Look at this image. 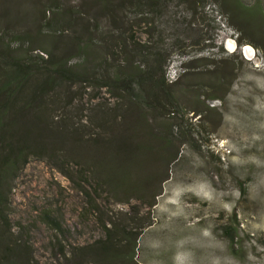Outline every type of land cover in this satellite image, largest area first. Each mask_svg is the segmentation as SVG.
<instances>
[{
    "label": "trees",
    "instance_id": "trees-1",
    "mask_svg": "<svg viewBox=\"0 0 264 264\" xmlns=\"http://www.w3.org/2000/svg\"><path fill=\"white\" fill-rule=\"evenodd\" d=\"M174 1L90 0L108 18L104 26L97 21L92 27L78 9L55 3L57 7L51 6L43 17L41 28L46 32L39 28V34H0V264H41L33 244L10 234L14 185L32 158L46 160L66 176L84 196L86 210L106 215L102 237L74 245L67 239L69 229L45 211L44 220L56 230L54 264H86L90 259L99 264H140L139 238L152 224V210L171 177V165L187 142V112L177 95V80L168 76L163 35L170 32L160 27ZM217 1L241 31L258 40L264 37L262 0ZM188 3L195 12L197 0ZM148 14H153L152 36L157 40L130 39L131 20L147 23ZM73 24L78 26L71 38L76 62L55 52L59 31ZM30 43L38 48L27 46ZM212 63L215 72L207 86L223 90L228 86L227 71L219 68L233 66ZM74 85L85 88L80 97L64 100L60 115L57 91ZM191 88L185 82L182 91L196 92L195 111L198 106L212 109ZM87 89L97 92L85 99ZM102 89L111 93L112 101L100 100ZM153 163L158 168L149 174L146 168ZM111 198L129 204L133 216L117 222L103 206ZM227 229L235 231L233 224Z\"/></svg>",
    "mask_w": 264,
    "mask_h": 264
},
{
    "label": "rangeland",
    "instance_id": "rangeland-1",
    "mask_svg": "<svg viewBox=\"0 0 264 264\" xmlns=\"http://www.w3.org/2000/svg\"><path fill=\"white\" fill-rule=\"evenodd\" d=\"M244 1L253 4L256 0ZM55 3L81 11L89 27L97 21L103 26L108 22L90 0H0V34H39L45 11L57 7ZM261 4L264 7V0ZM197 5L195 13L188 0H175L171 12L161 19L160 27L170 32L163 35L169 51L168 76L177 80V95L187 112V142L171 165V177L152 210V224L139 238L138 260L140 264H264V37L258 40L241 31L221 1L197 0ZM145 18L147 23L131 20L130 39L157 40L152 36L153 14ZM76 29L73 24L59 31L55 44V52L72 62L79 60L72 56L71 38ZM229 40L236 41L235 49ZM248 45L254 49L252 55L245 52ZM27 46L38 48L32 43ZM213 60L218 67L222 61L233 66L219 68L221 73L227 71L229 86L220 91L207 86L215 72ZM185 82L212 109L198 106L195 111L197 94L183 92ZM84 88L74 85L58 90V106L67 98L80 97ZM87 92L85 99L97 91ZM210 95L216 98H205ZM99 96L112 101L107 89ZM56 110L64 115L62 106ZM156 168L153 163L146 170L151 174ZM11 200V237L33 244L41 264L55 262L52 240L56 230L44 220L45 211L69 229L67 239L74 245L104 235L106 215L86 210L84 196L46 160H30L15 182ZM104 202V209L117 222L133 216L129 204L115 198ZM232 224L235 231L228 232ZM86 264L99 263L90 259Z\"/></svg>",
    "mask_w": 264,
    "mask_h": 264
},
{
    "label": "bare ground",
    "instance_id": "bare-ground-1",
    "mask_svg": "<svg viewBox=\"0 0 264 264\" xmlns=\"http://www.w3.org/2000/svg\"><path fill=\"white\" fill-rule=\"evenodd\" d=\"M229 46H230V48H233L234 47V44H233V40H230L229 41ZM245 52L248 54H251L252 53V48L251 47H249V48H246L245 49Z\"/></svg>",
    "mask_w": 264,
    "mask_h": 264
},
{
    "label": "water",
    "instance_id": "water-1",
    "mask_svg": "<svg viewBox=\"0 0 264 264\" xmlns=\"http://www.w3.org/2000/svg\"><path fill=\"white\" fill-rule=\"evenodd\" d=\"M229 41H230V40H229ZM229 41H227V42L229 43ZM233 44H234V47H233V48H231V49H235V48H236V46H237V43H236V41H235V40H233ZM249 47H251V46H249V45H248V46H246V47H245V49H246V48H249ZM251 48H252V47H251ZM253 52H254V49L252 48V53H253ZM252 53H251V54H249V53H248V55H252Z\"/></svg>",
    "mask_w": 264,
    "mask_h": 264
}]
</instances>
